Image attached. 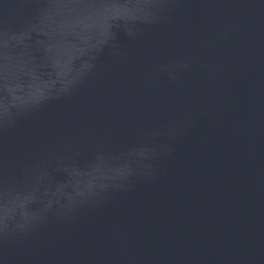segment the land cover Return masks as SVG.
Here are the masks:
<instances>
[{"label": "water", "instance_id": "water-1", "mask_svg": "<svg viewBox=\"0 0 264 264\" xmlns=\"http://www.w3.org/2000/svg\"><path fill=\"white\" fill-rule=\"evenodd\" d=\"M0 264H264V120L0 215Z\"/></svg>", "mask_w": 264, "mask_h": 264}]
</instances>
